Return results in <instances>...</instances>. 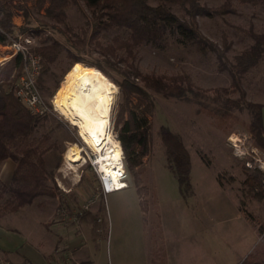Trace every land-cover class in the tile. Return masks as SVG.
Returning a JSON list of instances; mask_svg holds the SVG:
<instances>
[{"label": "rangeland", "instance_id": "rangeland-1", "mask_svg": "<svg viewBox=\"0 0 264 264\" xmlns=\"http://www.w3.org/2000/svg\"><path fill=\"white\" fill-rule=\"evenodd\" d=\"M202 1L208 5H218L223 0ZM149 2L157 3L155 0ZM234 4L235 13L198 17L201 32L217 43H220L223 31L228 34L232 41L227 52L229 63L233 61L234 54L252 43V39L237 27L247 28L252 22L254 30L264 31V5L251 6L236 0ZM167 6L177 15L184 16L182 7L173 3H167ZM23 14L22 9L14 8L12 21L20 29L15 30L10 42L0 44L2 61H7L16 54L11 43L19 39V36L22 40L25 36L33 37L29 44L31 49L40 45L41 37L57 39L65 48L70 47L63 26L48 19L44 15V9L29 10L26 19ZM89 17L90 13L81 0L78 5L69 4L68 24L83 26ZM115 32L100 31L97 38L105 43L110 41ZM83 56L90 61H100L105 66L106 71L98 70L114 88L105 80L114 92L110 130L113 139L120 143L116 126L121 92L115 80L123 79L126 67L121 61L109 62L96 49H87ZM2 61L0 68L4 64ZM134 61L142 72L153 71L168 75L186 72L203 88L218 89L228 86L231 79L228 70L217 69L216 57L212 51L203 53L195 44L179 43L173 38H169L160 47L148 44L140 46ZM78 62L96 68L82 61ZM66 64L67 57L63 51L60 60L50 64L48 70H42L41 78L38 79L39 90L48 106V112L36 135L49 132L51 140L58 144V149L50 154L51 157L61 155L60 164L54 170L56 194L36 197L34 204L23 207L24 213H55L65 219L85 213L98 217L102 231L98 232L96 244L89 242L88 245L95 255V264H146L150 247L162 245L164 224H169L175 236L199 238L201 263L207 259L206 264H240L249 254L264 256V232H258L240 210L245 208L258 223H264V149L256 146L249 132L250 113L246 108H228L224 103L226 95L215 99L213 91L202 95L189 93L186 98H171L150 90L155 106L148 116L151 120L149 154L142 156L143 170L140 174L142 184L148 189V223H145L134 185V170L124 165L126 183L129 185L120 191L103 193L101 179L96 171L97 152L81 140L76 126L69 123L54 102V96L67 73L62 75L61 72ZM258 70L261 71L259 75L264 76V62L252 67L243 77L245 91L255 81L253 76L258 75ZM56 80H59L58 87ZM228 96L237 97L238 93H230ZM246 99L250 100L247 96ZM123 115L125 117L126 113ZM162 124L180 134L190 153V182L193 190L190 196L181 195L176 177L167 166L164 144L159 134ZM230 135V139L237 145L228 140ZM71 147L79 150L78 160L67 158ZM123 161L122 149V163ZM13 166L11 159L3 162L0 166L1 181L9 182ZM214 175L223 188L231 189L238 195L239 209L231 193L220 191L216 187ZM193 221L198 225V232L193 227ZM1 263L29 264L24 259L14 262L0 253Z\"/></svg>", "mask_w": 264, "mask_h": 264}, {"label": "trees", "instance_id": "trees-1", "mask_svg": "<svg viewBox=\"0 0 264 264\" xmlns=\"http://www.w3.org/2000/svg\"><path fill=\"white\" fill-rule=\"evenodd\" d=\"M78 1L0 0V44L10 42L15 30L20 29L12 21L14 8L22 9L25 19L29 16V10L44 9V15L48 19L63 26L70 47L65 48L57 39L41 37L40 45L32 49L43 57L41 71L48 70V66L60 60V55L65 51L67 64L61 70L62 75L66 72L67 75L75 68H90L98 71L113 88L107 77L98 70L106 71L103 63L87 60L83 53L87 49H96L109 62H123L126 67L123 79H114L121 92L116 131L124 153V165L134 170V185L145 223H148V189L142 184L140 174L143 170L142 156L149 154L151 120L148 116L155 106L150 90L171 98H186L189 93L202 95L209 91L215 92V99L226 95L224 103L228 108H246L250 113L249 132L256 146L264 149V105L247 100L242 85L245 74L264 57V31L254 30L252 22L247 28L237 27L252 39V43L234 54L233 61L229 63L227 52L232 41L228 34L223 31L221 41L217 43L201 32L198 23L199 16L235 13V0H223L218 5H208L202 0H155V4H151L150 0H81L90 13V19L83 26L74 27L67 22V8L70 3L78 5ZM236 1L251 6L264 5V0ZM167 3L182 7L184 16L173 12ZM108 30L116 31L110 41L104 43L98 40L97 34ZM169 38L179 43L195 44L203 53L212 51L216 57L217 69L228 70L231 78L229 85L218 89L203 88L186 72L169 75L153 71L142 72L134 61L138 48L144 44L160 47ZM21 66L22 55L16 53L0 68V166L7 159L15 163L9 182L0 180V218L31 204L38 196H55L57 187L54 170L61 160L59 154L54 158L50 155L58 149V144L51 140L50 133L45 131L36 135L46 120L47 113H33L15 92L16 80L22 72ZM40 78L41 74L38 79ZM56 83L58 87L59 80ZM236 92L237 97L228 96ZM159 134L164 144L167 166L176 177L181 195H192L191 158L180 134L165 124L160 125ZM135 167L138 168L135 170ZM240 210L258 232H264V223H258L245 208ZM149 264H166L163 245L152 248ZM240 264H264V256L249 254Z\"/></svg>", "mask_w": 264, "mask_h": 264}, {"label": "crops", "instance_id": "crops-1", "mask_svg": "<svg viewBox=\"0 0 264 264\" xmlns=\"http://www.w3.org/2000/svg\"><path fill=\"white\" fill-rule=\"evenodd\" d=\"M2 59L3 57L0 56V61ZM261 61L264 62V59ZM2 62H6V59ZM257 73L258 75L253 76L255 81L251 82L246 90V96L264 105V76L259 75L260 70ZM262 120H264V106H262ZM214 177L217 182L216 187L220 191L231 193L239 209L238 195L231 189L223 188L215 175ZM128 185L129 183L126 186ZM31 204H34V201ZM23 207L0 218V253L14 262L24 259L29 264H95V255L88 245L89 242L96 244L98 232L102 231L98 217L89 213L72 215L69 219L55 213L26 214L22 211ZM11 221L14 222L10 224ZM194 226L198 232V225L193 221ZM163 229L162 245L166 253V264H206L207 259L203 263L200 261L197 236L187 239L183 236H175L169 224H164ZM151 250L152 246L146 264L150 262Z\"/></svg>", "mask_w": 264, "mask_h": 264}, {"label": "bare ground", "instance_id": "bare-ground-1", "mask_svg": "<svg viewBox=\"0 0 264 264\" xmlns=\"http://www.w3.org/2000/svg\"><path fill=\"white\" fill-rule=\"evenodd\" d=\"M113 99V89L98 71L90 68L69 72L54 96L55 104L69 123L76 126L81 140L97 152L95 163L105 184L121 188L124 183L118 171L122 166V148L110 130ZM51 102L54 107L52 99ZM78 154L79 150L71 147L67 158L78 160Z\"/></svg>", "mask_w": 264, "mask_h": 264}, {"label": "built area", "instance_id": "built-area-1", "mask_svg": "<svg viewBox=\"0 0 264 264\" xmlns=\"http://www.w3.org/2000/svg\"><path fill=\"white\" fill-rule=\"evenodd\" d=\"M19 39L12 41L11 46L15 53H21L22 55V72L15 83V92L18 97L26 104V106L36 114H44L48 112V106L43 99L39 86L38 78L41 73V63L42 56L32 51L29 44L32 42V36H25L22 40V37L19 36ZM53 106V105H52ZM54 108V107H53ZM55 110V109H54ZM56 111V110H55ZM231 135L228 140L237 145L232 141ZM101 179V190L103 193H108L114 190H118L120 187H112L107 185L104 182V178L101 173L96 169ZM118 176L123 180L124 185H121V188L127 185L126 183V169L124 167V162L122 163L121 168L118 171ZM120 188V189H121ZM8 263V261H5ZM3 264V263H1Z\"/></svg>", "mask_w": 264, "mask_h": 264}]
</instances>
